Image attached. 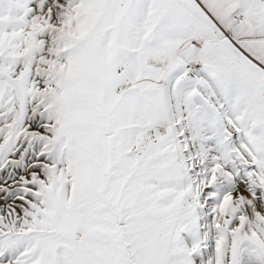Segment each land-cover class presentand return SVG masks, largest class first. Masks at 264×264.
Segmentation results:
<instances>
[{
	"label": "snow or ice",
	"instance_id": "obj_1",
	"mask_svg": "<svg viewBox=\"0 0 264 264\" xmlns=\"http://www.w3.org/2000/svg\"><path fill=\"white\" fill-rule=\"evenodd\" d=\"M0 264H264V0H0Z\"/></svg>",
	"mask_w": 264,
	"mask_h": 264
}]
</instances>
